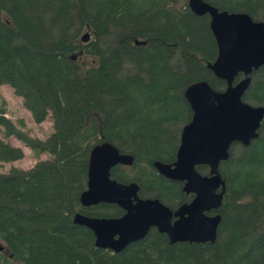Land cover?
<instances>
[{
  "label": "trees",
  "instance_id": "trees-1",
  "mask_svg": "<svg viewBox=\"0 0 264 264\" xmlns=\"http://www.w3.org/2000/svg\"><path fill=\"white\" fill-rule=\"evenodd\" d=\"M204 1L264 22V0ZM215 56L207 16L193 14L186 0H0V84L22 98L34 122L49 117L53 128L44 139L17 134L47 159L0 173V264H264V120L248 146L232 143L218 165L224 191L212 243H169L149 228L111 252L72 222L75 212H123L79 203L89 150L102 142L132 155L110 177L135 182L140 197L171 209L190 199L152 162L175 158L179 125L191 115L184 87L194 80L225 87L206 68ZM249 76L242 100L264 105V65ZM0 123L9 121L0 115ZM22 155L0 140V161Z\"/></svg>",
  "mask_w": 264,
  "mask_h": 264
},
{
  "label": "water",
  "instance_id": "water-1",
  "mask_svg": "<svg viewBox=\"0 0 264 264\" xmlns=\"http://www.w3.org/2000/svg\"><path fill=\"white\" fill-rule=\"evenodd\" d=\"M186 5L193 14L208 18L216 56L206 68L223 80L225 87L215 90L205 80H194L184 87L182 95L191 115L180 128L175 158L170 163L153 161L152 167L162 177L182 182L181 190L192 197L174 209L157 198L140 197L135 182L110 177L116 165H130L132 155L107 142L93 145L79 203L83 207L114 204L123 211L117 217L73 214V223L91 230L96 247L118 252L145 236L149 228L164 233L169 243H212L224 191L218 165L227 159L232 143L248 146L264 120V105H251L241 98L251 71L264 65V23L244 12L218 10L204 0H186ZM87 39L84 32L80 40ZM238 75L242 76L236 79ZM199 165L207 171L198 172ZM212 210L215 212L209 214Z\"/></svg>",
  "mask_w": 264,
  "mask_h": 264
},
{
  "label": "rangeland",
  "instance_id": "rangeland-1",
  "mask_svg": "<svg viewBox=\"0 0 264 264\" xmlns=\"http://www.w3.org/2000/svg\"><path fill=\"white\" fill-rule=\"evenodd\" d=\"M0 115L9 121V124L0 123V140L19 147L23 153L22 157L17 160L0 161V173H7L11 168L29 169L38 160L48 158L46 153L33 154L17 134L22 132L29 137L44 139L52 132L51 119L46 117L39 123L34 122L30 112L24 107L22 98L14 94L6 84H0ZM184 124L181 123L179 129ZM174 126L171 128L173 133ZM177 127L178 124H176Z\"/></svg>",
  "mask_w": 264,
  "mask_h": 264
},
{
  "label": "flooded vegetation",
  "instance_id": "flooded-vegetation-1",
  "mask_svg": "<svg viewBox=\"0 0 264 264\" xmlns=\"http://www.w3.org/2000/svg\"><path fill=\"white\" fill-rule=\"evenodd\" d=\"M181 185H182V182H181ZM191 197H192V195H191ZM191 197H190V199H191ZM190 199H189V200H190ZM214 212H215V211L212 210V211L209 212V214H212V213H214Z\"/></svg>",
  "mask_w": 264,
  "mask_h": 264
},
{
  "label": "bare ground",
  "instance_id": "bare-ground-1",
  "mask_svg": "<svg viewBox=\"0 0 264 264\" xmlns=\"http://www.w3.org/2000/svg\"><path fill=\"white\" fill-rule=\"evenodd\" d=\"M261 21V20H260ZM263 22V21H262ZM264 23V22H263Z\"/></svg>",
  "mask_w": 264,
  "mask_h": 264
}]
</instances>
